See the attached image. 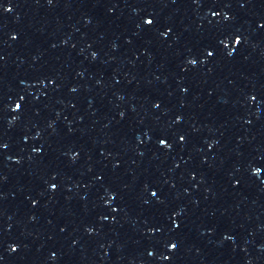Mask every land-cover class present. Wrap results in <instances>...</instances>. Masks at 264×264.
<instances>
[{
  "label": "snow or ice",
  "instance_id": "1",
  "mask_svg": "<svg viewBox=\"0 0 264 264\" xmlns=\"http://www.w3.org/2000/svg\"><path fill=\"white\" fill-rule=\"evenodd\" d=\"M173 247H175V245H173Z\"/></svg>",
  "mask_w": 264,
  "mask_h": 264
}]
</instances>
